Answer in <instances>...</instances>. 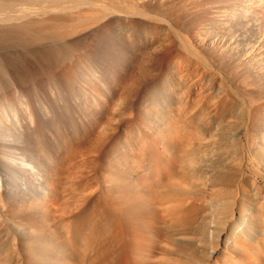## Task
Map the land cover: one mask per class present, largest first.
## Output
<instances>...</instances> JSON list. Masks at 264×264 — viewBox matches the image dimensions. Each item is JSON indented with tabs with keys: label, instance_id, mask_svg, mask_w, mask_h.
<instances>
[{
	"label": "bare ground",
	"instance_id": "obj_1",
	"mask_svg": "<svg viewBox=\"0 0 264 264\" xmlns=\"http://www.w3.org/2000/svg\"><path fill=\"white\" fill-rule=\"evenodd\" d=\"M11 38L58 91L22 98L0 65V264H152L155 241L210 223L222 201L183 187L234 164L203 133L264 130V0H0Z\"/></svg>",
	"mask_w": 264,
	"mask_h": 264
},
{
	"label": "rangeland",
	"instance_id": "obj_2",
	"mask_svg": "<svg viewBox=\"0 0 264 264\" xmlns=\"http://www.w3.org/2000/svg\"><path fill=\"white\" fill-rule=\"evenodd\" d=\"M245 28L246 30H244L243 32H237V35H239L238 37L237 35L235 36L236 32H234L233 34L235 37H232L233 41L235 39L234 45L238 46L239 43L241 45L243 44V47L241 45L237 47L240 50L245 49L247 45L249 46V44L255 43L258 37L256 31L254 29L252 30V26L249 25ZM244 32L246 33V35H243L245 34ZM236 38L239 40H237ZM7 41L9 40L6 39V41H0V65L1 67L3 66L2 69L5 68L4 73H7L6 76L9 77L8 80H13L12 83L10 82V85H14L13 88L15 89V91L13 88L12 91H14L15 93H18L16 91H19L18 96L22 97V92L15 85L17 82L23 84L26 83V85L28 83V87H33L31 90L33 95L35 96V94L37 93L38 95L36 94V97L40 98L38 99V101L43 104L44 102H46L45 98L51 93L50 91H53L52 93L54 94L57 93H55L56 90L58 91V89H56L58 87H55L56 90H53L52 85H49L54 81L51 82V73L49 76L50 79L47 76L49 74H47V68H50L49 66H47L48 63L44 58H40L42 53L39 52L38 49H29V52H27V48L25 50V48H21L19 44H15L12 38L10 39L9 43ZM250 41L252 42L250 43ZM6 42L9 45L6 44ZM105 81L106 80L102 82V85L103 87L105 85L106 88L107 81ZM0 82H2L1 78ZM0 85H2V89L4 86L5 89H9L7 88L8 84L5 85V80ZM54 85L57 86V84ZM50 88L52 90H49ZM64 93L65 91H63V94ZM45 94L46 97H44ZM63 94L57 95L63 98ZM40 95H43L44 98ZM66 95L67 92L66 94H64V96ZM51 103H53L52 105H55L54 102ZM53 107L58 112H56L55 110L54 112L52 109ZM53 107L51 108V112L53 115H55H50L54 119L53 120L51 118V121L53 122V124L55 123L59 127L60 130L54 124L59 132L63 128L61 133H64V127L68 129V122L71 116L64 114V112L61 113V115L59 113L61 111H59L55 106ZM13 108L14 106H12V110H14ZM57 114L60 115V117H56ZM64 118H68L69 120ZM244 119V117L241 118L242 123ZM59 120L62 124L58 122ZM65 120H68L67 125ZM72 120L73 119H71V121ZM60 124L62 128H60ZM234 129L235 128L233 127V130H231L230 135L232 137L230 136L231 138L229 139L226 137L228 141L222 136L219 137L220 135L216 132V130H211L208 133H203L202 135V139H204L205 142H207L208 144H212H210L211 147H213V144L217 145L215 147H218L220 144H231L228 145L227 153L230 155V161H233L235 165L231 163V165H228L227 167L225 166L226 169H224V171H226H223L224 173L222 172L224 178L223 176L217 175L218 173H220V170L217 169L212 171L203 170L197 173L196 171L193 173L189 172L188 180L185 183V187H183L184 191H186L192 199L196 200V202L198 200L201 203L206 202L208 204L211 199H220L222 201L221 207L219 208V210L215 211L211 209L210 205L208 204L209 209L203 212V215H207V221L210 222L208 224L209 226L205 224L201 225V227H198L196 225H192V227L188 226L180 231H174V233L170 232L169 235L167 237H164L162 241H155L157 254L155 255V258L152 259V264H264V130L257 131L253 133L251 138H248L246 135L244 136L243 134L236 133L237 131ZM215 147H213L212 149H216ZM18 152L21 153L20 150H18ZM18 152L16 150V154H13V157L14 159H19L17 161H20L23 154H20ZM24 158L25 156L23 155L22 159ZM231 167L232 170L235 169V171H233L232 173L231 171H228L231 169ZM227 168L230 169L227 170ZM226 172L230 173L229 175L231 176V179H229L230 176H228V174L226 175L228 176L226 178V176L224 175ZM234 173L236 176L233 175ZM232 179L234 180V185L231 183V186L228 180L232 182ZM224 183H226L227 185ZM212 184H214L215 186L213 185L212 187ZM228 185L229 187H231L230 189ZM210 210L213 212H210ZM222 210L224 211L222 212ZM214 223L217 225H215ZM219 225L223 228L221 227L220 229ZM205 226L206 228H204Z\"/></svg>",
	"mask_w": 264,
	"mask_h": 264
}]
</instances>
